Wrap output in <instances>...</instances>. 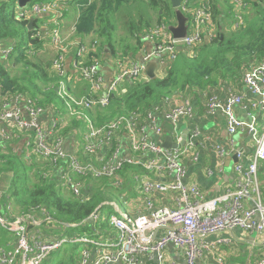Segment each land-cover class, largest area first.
I'll return each instance as SVG.
<instances>
[{"label":"built area","instance_id":"built-area-1","mask_svg":"<svg viewBox=\"0 0 264 264\" xmlns=\"http://www.w3.org/2000/svg\"><path fill=\"white\" fill-rule=\"evenodd\" d=\"M8 1L0 0V3ZM227 1L234 17L232 30L238 32L245 25L249 0ZM16 4L19 5V0ZM68 9L67 0H54L29 3L14 13L18 21L53 17L38 30L36 37L48 41L54 53L52 69L62 79L57 92L65 112L43 107L21 93L0 98V150L20 149L29 164L46 161L44 177H60L64 186L81 199L88 197L81 179H109L117 189H123L125 180L121 173L127 167L136 169L131 178L142 194L145 212L132 215L129 209L124 212L112 203L119 216L106 219L98 210L91 216L93 227L104 222L109 229L95 228L94 236L57 237L52 230L43 229L50 228L49 211L34 207L24 214L16 211L9 194H1L0 230L12 236L1 237L0 264H43L68 243L82 245L78 264H229L222 247L237 241L236 231L242 237L258 235L261 252L254 262L252 256L248 259L250 264H264V196L259 179V164L264 163V127L258 129L256 114L259 110L264 112V60L253 57L245 63L239 85L246 93L235 92L231 87L226 89V98L214 91L201 93L206 116L221 112L230 139L247 131L254 145V157L250 161L245 162L244 152L236 155L235 187L217 197L206 198L197 185L187 183L188 163L200 160V155L194 152L202 134L200 127L195 125L188 130L186 144L181 146L183 128L196 118L193 92L187 97L180 93L164 97L144 119L138 113H131L96 125L92 114L98 108L105 109L126 82L148 79L146 71L150 63L156 62L157 72L163 74L180 53L192 52L212 42L216 28L211 0H183L180 9L188 18L184 39H175L164 21L139 35L144 44L139 56L115 57L111 82L101 74L103 55L99 42L88 44L77 38L67 42L78 30L75 20L70 35L65 37L63 19ZM12 51L13 46L0 41L2 64L10 59ZM92 54L100 58L89 62ZM69 59L72 74L67 65ZM74 75L91 84L89 95L74 94L75 87L69 81ZM236 107L251 119L250 123L238 117ZM66 116L82 120L88 126L74 153L66 146L64 131L70 121ZM163 121L171 125L170 137L178 144L175 149L163 146ZM14 139L21 140L22 145ZM217 152L224 158L229 148L219 147ZM224 233H230L231 237H223Z\"/></svg>","mask_w":264,"mask_h":264},{"label":"trees","instance_id":"trees-1","mask_svg":"<svg viewBox=\"0 0 264 264\" xmlns=\"http://www.w3.org/2000/svg\"><path fill=\"white\" fill-rule=\"evenodd\" d=\"M12 1L15 4L18 2ZM130 1H133V5ZM67 2L69 9L64 13V18L70 17L69 12L75 11L76 15L80 12L77 38L84 42L87 35L95 34L100 39V53L103 55L101 61L104 65L110 64V60L115 59L120 53L113 34L117 12L131 25L129 28L131 37L136 40L140 50L144 44L139 40V35L151 29L155 22L152 14L145 18L144 12L152 10L153 15L158 17V23L163 22L164 18H169L172 13L170 0H67ZM6 6L7 3H0V41L4 45L13 46L9 61L13 65L21 64L23 67L20 70H23V74L13 75L7 69L9 61L7 65L0 62L2 91L0 98L21 93L43 107L62 110L64 113L65 105L57 92L62 79L52 67L45 68L40 61L39 56L46 47L45 41L36 37L38 30L53 17L35 18L33 30L29 31V22L16 20L14 14L7 15ZM211 8L216 28L214 40L192 52L180 53L166 72L163 74L157 72V77L153 80L127 82L125 93L115 94L105 109L98 108L92 114L96 125L114 121L131 113H138L144 119L147 112L166 96L174 93L186 95L190 91L211 92L208 90L218 87L224 81L233 82L239 79L245 63L253 57L264 60V0H249V11L244 18L245 25L238 32H225L231 28L232 15V8L227 0H211ZM136 19L139 20L138 23L135 22ZM19 29L23 30L29 40L28 51L23 49L24 40L18 39ZM121 53L124 54L123 58H127L130 50L125 52L121 50ZM107 56L111 58L106 59ZM96 57L100 58V55L92 54L88 61ZM80 81L85 83L81 77ZM74 120L76 128L80 129L82 121L75 118ZM69 131L71 129L67 133ZM35 163L37 162L33 161L29 164L20 149L0 150V174L11 175L9 194L20 212L27 214L34 207L45 208L51 213L52 221L48 223L53 230L79 229L94 236L95 228L105 229L104 222H99L93 227L91 216L97 210L102 213L110 209L114 203L117 188L111 180L97 181L90 177L81 179L85 186L84 192L88 196L81 199L64 186L60 177L45 178L40 166ZM135 171L136 169L127 167L121 175L125 176L126 173L132 174ZM88 221L92 224L88 225ZM78 258L79 251L78 254L77 251H73L69 260L61 264H78Z\"/></svg>","mask_w":264,"mask_h":264},{"label":"crops","instance_id":"crops-1","mask_svg":"<svg viewBox=\"0 0 264 264\" xmlns=\"http://www.w3.org/2000/svg\"><path fill=\"white\" fill-rule=\"evenodd\" d=\"M68 19H70V17ZM65 37H68V35H65ZM77 39L82 40L80 38H77ZM134 44L138 46L136 41H134ZM45 47H49L51 49L48 41H45ZM128 55H132V53L130 52ZM53 56H54V53H53ZM108 56L106 59L111 58V57L108 58ZM67 65H68L69 72L71 73V70H70L71 69V59L67 61ZM51 67H52V63H51ZM113 73H114L113 60H110V64L107 63L104 65L103 63V70L101 74L106 78L107 82L112 81L110 76H112ZM79 78L80 77L78 75H74L73 79L69 81L71 82V85L75 87L73 90L74 94L77 95L78 97H81L84 94L86 95L87 92L89 93L91 84L86 81L85 83H83L82 81L79 82ZM239 80L240 78L233 82L224 81L218 87L209 89L208 91L217 92L223 98H226V94L228 93L226 90L227 87L228 88L231 87L233 91L238 92V93H246L245 88L242 85H239ZM126 84L127 82L121 87V89L117 92V94L122 93V92L125 93L127 91ZM85 86H87L86 89H85ZM191 92L192 91H190V93ZM187 95L188 93L183 96L187 97ZM192 98L195 102L196 118L186 123V126L182 130V133L185 130H190L193 126L196 125L200 127L202 134L197 140V146H196V152L200 155V160L198 163H191V162L188 163L187 183L197 185L201 189V191L203 192L206 198H214V197H217L223 194L227 190L233 189L235 187L236 182L238 180V175L234 171V167L238 163V159L236 155L238 152H244L245 162L250 161L254 157V145L252 142L251 135L247 131H243V132L241 131L233 139H230L227 133V130H226V121L221 112H218L214 116H206L204 112V100L201 98V92H193ZM235 111L241 120L246 121L247 123L251 122V119L247 118L244 112L240 108L236 107ZM256 114L258 116L257 127L259 130H262L264 127V112L259 110L257 111ZM76 120L79 121V119H76ZM73 122L75 123L74 118L69 121L67 129L64 131V134L66 136L67 150L71 153H74L77 150V148L81 145V142H80L81 135L82 133L85 132L84 130L85 123L82 121V124L80 123V126H81L80 129L75 128L67 133V131L71 127V123L73 126L75 125ZM161 126L164 129L163 140L165 141V139L170 136L171 125L163 121ZM75 127L77 126L75 125ZM155 140L160 141V139L158 138H155ZM18 142H19V145H22L21 140L17 141V143ZM219 147L229 148V152L226 157L221 158L218 155L219 150L217 152V148ZM221 164H223L222 170H220ZM261 169H264V165H261ZM209 171H212L213 173L210 174ZM125 175H127V173ZM125 178L128 184V182L131 181L130 175L128 174V177L125 176ZM261 180H262L261 186H262L263 196H264V174ZM126 188H129V189L126 191L123 190L122 194L120 195H121V198L124 197L126 199H132V203H131L132 207L128 208L131 214L135 215V214L144 213L145 209H144L143 202H142V194L140 193L137 185L132 183L131 187H126ZM128 194H130L131 196H128ZM47 228L49 231L53 230L52 227L50 228L47 227ZM238 232L240 233V231ZM222 236L225 238H229L231 237V234L224 233ZM235 236L237 237V235ZM243 238H247V237H243ZM250 239H251V245L253 248L255 249L260 248L258 245L260 243L259 238L257 239L250 238ZM237 243H241V241H233L231 244L227 246H223V247H229L232 245H236ZM252 259L254 261V256L252 257ZM228 263L229 264H241L240 260H233V261L231 260ZM246 264H250L249 259L246 260Z\"/></svg>","mask_w":264,"mask_h":264},{"label":"rangeland","instance_id":"rangeland-1","mask_svg":"<svg viewBox=\"0 0 264 264\" xmlns=\"http://www.w3.org/2000/svg\"><path fill=\"white\" fill-rule=\"evenodd\" d=\"M51 1H54V0H50V1H46V2H51ZM34 3H39L38 0H34L33 2H31L30 4H34ZM130 4L133 5V1L131 2L130 1ZM22 10V8H20L19 5L15 4L12 0H9L8 3H7V6H6V14L7 15H12L18 11ZM172 13H171V16L169 18H164L163 21L168 25H172V24H176V19H175V16H174V11L171 10ZM153 11L152 10H146V13L144 12V15H145V18H147V16L149 14H152L151 16H153L155 22H154V25L158 23V17L157 15H153ZM69 15H70V19H67V18H64V23L66 24V27L64 28V34L65 35H70L71 33V27L73 25V23H75V20L77 22V25L79 23V20H80V12H77V15L75 13V11H72V12H69ZM234 20V17L233 15H231V22H233ZM136 23L139 22L138 19L135 20ZM131 25L130 24H127V19L123 17H120V13L117 12V15L115 16V29H114V42L116 44V46L118 47V56L116 57H119V56H122L124 54L121 53L120 49L122 51H125V50H130V52L132 53V55H128L126 57H132V56H138L141 52V50L139 49V47L134 44V41H136L134 39L133 41V38L131 37V33H130V28ZM78 31V30H77ZM233 31L232 30V27L229 28V29H226L225 32L226 33H229ZM79 36L78 33H76L72 38H68L67 39V42H70L73 38H77ZM18 39L20 40H24V46H23V49L27 50L30 48V45H29V40L26 38V35L24 34L23 30H20L19 29V37ZM94 41H100V39H98L96 37L95 34L91 33L90 35H87L86 39H85V43H92ZM103 42V41H102ZM125 42V43H124ZM123 43V44H122ZM122 44V45H121ZM4 45V44H3ZM5 46H9V45H5ZM35 55V54H34ZM39 59L40 61L42 62V64L44 65L45 68H50L51 67V63H52V59H53V51L49 48V47H46V50L41 53V55L39 56ZM9 61V60H8ZM7 61V62H8ZM7 62H5L4 64H6ZM7 65V64H6ZM18 67V69H17ZM23 66L21 64H18V63H14V65L9 61L8 63V66H7V69L9 70L10 73H12L13 75L17 76V75H21L23 74V70L21 71L20 69L22 68ZM1 94H2V91H1ZM175 94V93H174ZM170 96H173V95H169V96H166V97H170ZM66 118L68 120H71L72 118L66 116ZM85 125V128L84 130H88V126L86 124ZM76 127L72 125L71 123V127L69 129L73 130L75 129ZM194 152H196V148L194 149ZM37 163H35L37 166H40V169L42 171H45V167H46V161H36ZM261 165H264L262 162H260L259 164V167H260V171H259V179L260 181L262 182V177H263V174H264V169H261ZM131 177V173H128ZM128 174L125 175L126 177H128ZM125 176H122L125 180V183H124V187L123 189H117L116 190V196L117 197H114V203L117 204L122 211L124 212H128V205L132 203V199H127V201H123L121 199V195L123 190L126 191L128 190L129 188H126V187H131V184L133 183L132 182V178H131V181L128 182L127 184V180L125 178ZM11 180H12V177L10 174L8 173H4V174H0V195L1 194H9V187H10V184H11ZM111 183L113 184V180H111ZM114 185V184H113ZM10 195V194H9ZM128 196H131L130 194H128ZM11 197V196H10ZM12 199V198H11ZM134 200V199H133ZM15 204V203H14ZM111 208L110 209H107V210H104V212H102V214L106 217V219H109L112 215H116V216H119V214L115 211L114 207L110 206ZM16 211H19V208L16 206ZM46 226L43 227L44 230H46ZM105 229H109V227L106 225ZM54 232V236H57V237H60V236H65V237H68V238H74L76 236L78 237H81L83 236L85 233H83L81 230L79 229H75V230H72V229H68V230H60V229H56V230H53ZM3 235V236H1ZM235 235H237V241H241V243H237L236 245H232V246H229V247H222V252L224 253L225 255V258L227 259L228 262H230L231 260H240L241 264H246V260L252 255V257L254 256V260L257 258L258 254H260L261 252V243H259V247L260 248H253L252 245H251V239H257L258 238V235L257 234H253V235H244L245 237L247 238H243L242 235L236 231L235 232ZM8 236L9 238L12 236L10 233H7L5 231H1L0 230V239L1 237H6ZM91 238H94V237H91ZM82 249V245H79V244H76V243H68V244H65L63 248H61V250L53 253L43 264H61L67 260H69V257L71 255V253L73 251H77V254H78V251L80 252ZM252 259V258H251ZM78 262H79V258H78ZM252 262L253 259H252Z\"/></svg>","mask_w":264,"mask_h":264},{"label":"water","instance_id":"water-1","mask_svg":"<svg viewBox=\"0 0 264 264\" xmlns=\"http://www.w3.org/2000/svg\"><path fill=\"white\" fill-rule=\"evenodd\" d=\"M34 0H19V6L21 8H25L29 3L33 2ZM256 1V0H255ZM183 0H170L172 10L174 11V16L176 19L175 25H170L169 30L175 37V39H184L187 36L188 31V18L183 14L180 7ZM34 26V20H30L29 22V31L33 30ZM182 48L179 47V50ZM157 70H158V64L156 62H152L149 64L146 76L149 80H153L157 77ZM188 139V130L183 131L182 133V142L181 146H185L186 141ZM163 146L167 149H175L178 147V144L173 142V139L169 136L165 139Z\"/></svg>","mask_w":264,"mask_h":264}]
</instances>
